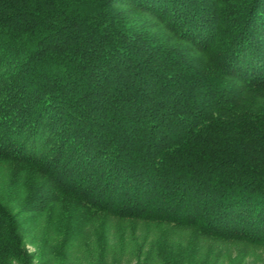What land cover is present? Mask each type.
<instances>
[{
  "label": "trees",
  "instance_id": "1",
  "mask_svg": "<svg viewBox=\"0 0 264 264\" xmlns=\"http://www.w3.org/2000/svg\"><path fill=\"white\" fill-rule=\"evenodd\" d=\"M0 264H264V0H0Z\"/></svg>",
  "mask_w": 264,
  "mask_h": 264
},
{
  "label": "rangeland",
  "instance_id": "2",
  "mask_svg": "<svg viewBox=\"0 0 264 264\" xmlns=\"http://www.w3.org/2000/svg\"><path fill=\"white\" fill-rule=\"evenodd\" d=\"M28 247H29V249H31L32 251L35 249L34 246L31 245V244H28Z\"/></svg>",
  "mask_w": 264,
  "mask_h": 264
}]
</instances>
